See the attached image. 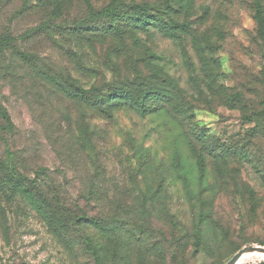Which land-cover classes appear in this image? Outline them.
Segmentation results:
<instances>
[{"label":"rangeland","instance_id":"1","mask_svg":"<svg viewBox=\"0 0 264 264\" xmlns=\"http://www.w3.org/2000/svg\"><path fill=\"white\" fill-rule=\"evenodd\" d=\"M113 1L90 0L94 12ZM116 1V16L93 19L85 0H0V105L14 125L0 160L12 154L24 173L45 175L33 193L46 213L0 184V264H95L90 241L103 264H225L264 246V37L254 0H195L190 12L185 0ZM143 15L190 30L171 39L130 27ZM115 26L119 35H105ZM150 53L174 106L186 107L198 80L194 122L216 155L166 115L124 108L105 120L89 107L114 83L153 76ZM71 81L89 102L70 97ZM138 145L150 160L133 154ZM83 212L95 224L80 222ZM263 261L251 253L238 264Z\"/></svg>","mask_w":264,"mask_h":264},{"label":"trees","instance_id":"2","mask_svg":"<svg viewBox=\"0 0 264 264\" xmlns=\"http://www.w3.org/2000/svg\"><path fill=\"white\" fill-rule=\"evenodd\" d=\"M85 2L90 9L93 19L99 17L106 18L117 15L116 12L118 9V1L116 0L99 12L93 11L90 0H85ZM185 2L187 4L185 5L186 12L192 11L195 0H185ZM140 7L150 9V6L147 4L141 5ZM254 8V17L257 20L259 32L261 36L264 37V9L260 0H254ZM161 21V18L143 15L135 18L132 21L130 20L129 25L130 27L132 25L134 29L139 28L146 33L150 32L153 29H157L166 37L171 39H178V34L186 33L190 28L189 26H187L189 25L188 22L185 23L180 19L170 18V24H166L165 21L164 23ZM121 30L122 27L115 26L108 31L105 30V35H109L108 33L114 36L119 35ZM4 53L5 47L4 45H0V65L3 61ZM149 55L152 62L150 72L153 74V76H151L147 80L143 79L142 82L136 80L132 82L127 81L121 83L120 85L114 83L111 85L113 87L112 91H106V93L102 91L98 93V95L94 94L92 96L93 98L91 96H88L87 98L91 97L90 103H88L89 107L92 108L94 113L105 120H112L116 112L124 108L133 110L143 117L153 115H166L171 120H173L174 123L176 121V123L178 124L177 126L185 127V129L189 131L188 135L191 138H195L199 142V144H202L205 149L208 148L211 155H216V149H209L208 147L209 143L207 142V139L210 138L209 135L206 131H201V128L194 122V113L198 108L196 106V102H199L198 90H201V85L197 83L198 80L190 82L194 93L192 95V98H190L186 102V107L183 105V103L180 102V100L178 101V105L174 106L172 104V101L174 99H172V95L170 94V92L163 90L164 85H167L169 83V79H162V77H166L168 73L166 72L165 67L161 66V64L158 62L161 57H158L151 53ZM22 58L27 62L34 60V56L30 53H22ZM158 75L161 77L157 78ZM159 78L162 79L161 82H159ZM209 84L212 85V83ZM68 86L74 90L70 97L76 99L85 98L86 92L81 88L77 89L74 81H71ZM75 87L76 89H74ZM83 100L87 101L88 99L85 98ZM231 100L232 98L230 100L228 99L229 102ZM0 117L2 118V126H0V141H4L6 140L7 134L14 133V125L8 110L3 105H0ZM189 136L184 133V137L187 140L189 139ZM133 154H135V156H143L145 160H150V157L152 156L150 148H146L144 145L133 147ZM13 156L14 155L11 154L7 156V159L0 160V184L3 185L4 188L1 192L5 194L10 193L12 196H15L18 199L31 204L42 214H46L44 212L45 208L39 204V201L36 199L33 193L36 188V180L42 179V176L45 175L40 173L41 171H34L35 178H32L26 172L24 173L23 171H21L15 159H12ZM78 220L80 222L84 221L91 224H95L94 222H96L94 218H88L86 214H84V212L82 214V217L78 218ZM89 244L91 246V252L95 260V264H103V257L101 255L99 247L93 244L92 241H90ZM261 264H264V261Z\"/></svg>","mask_w":264,"mask_h":264},{"label":"water","instance_id":"3","mask_svg":"<svg viewBox=\"0 0 264 264\" xmlns=\"http://www.w3.org/2000/svg\"><path fill=\"white\" fill-rule=\"evenodd\" d=\"M258 252L264 253V246L260 245H249L239 250L228 262L225 264H238L240 259L247 253Z\"/></svg>","mask_w":264,"mask_h":264},{"label":"bare ground","instance_id":"4","mask_svg":"<svg viewBox=\"0 0 264 264\" xmlns=\"http://www.w3.org/2000/svg\"><path fill=\"white\" fill-rule=\"evenodd\" d=\"M248 254H251V253H247V254H245L242 258H244V257H245L246 255H248ZM252 254H258V252H252ZM242 258H241V259H242ZM241 259H240V260H241ZM239 262H240V261H239ZM239 262H238V263H239Z\"/></svg>","mask_w":264,"mask_h":264}]
</instances>
